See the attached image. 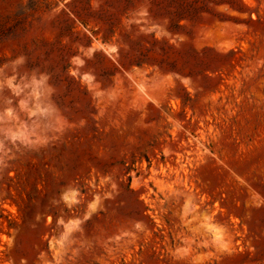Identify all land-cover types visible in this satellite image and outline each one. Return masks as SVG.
I'll list each match as a JSON object with an SVG mask.
<instances>
[{
    "label": "rangeland",
    "instance_id": "374dc122",
    "mask_svg": "<svg viewBox=\"0 0 264 264\" xmlns=\"http://www.w3.org/2000/svg\"><path fill=\"white\" fill-rule=\"evenodd\" d=\"M0 264H264V0H0Z\"/></svg>",
    "mask_w": 264,
    "mask_h": 264
}]
</instances>
